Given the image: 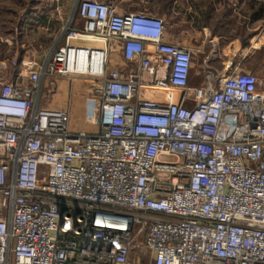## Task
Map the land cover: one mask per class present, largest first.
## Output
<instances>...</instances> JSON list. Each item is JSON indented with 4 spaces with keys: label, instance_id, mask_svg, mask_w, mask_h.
<instances>
[{
    "label": "built area",
    "instance_id": "1",
    "mask_svg": "<svg viewBox=\"0 0 264 264\" xmlns=\"http://www.w3.org/2000/svg\"><path fill=\"white\" fill-rule=\"evenodd\" d=\"M167 36L81 0L42 65L0 60V264H264L262 79L229 62L194 85ZM75 78L92 130L46 106Z\"/></svg>",
    "mask_w": 264,
    "mask_h": 264
},
{
    "label": "crops",
    "instance_id": "2",
    "mask_svg": "<svg viewBox=\"0 0 264 264\" xmlns=\"http://www.w3.org/2000/svg\"><path fill=\"white\" fill-rule=\"evenodd\" d=\"M104 1L118 8L121 5L118 0ZM65 5L23 17L13 4L0 1V60L16 56L22 61L33 60L36 67L42 65L65 43L64 28L71 19ZM156 10L155 15L171 21L167 24L174 30L168 29L167 39L193 50L195 57L204 60L203 67H210V59H219L220 66L212 68L215 73L223 72L225 63H243L250 55L264 68V0H159L157 9L143 5L138 11ZM194 78L193 69L192 83L201 85ZM60 99L46 106L63 108ZM81 124L75 123L77 130Z\"/></svg>",
    "mask_w": 264,
    "mask_h": 264
},
{
    "label": "rangeland",
    "instance_id": "3",
    "mask_svg": "<svg viewBox=\"0 0 264 264\" xmlns=\"http://www.w3.org/2000/svg\"><path fill=\"white\" fill-rule=\"evenodd\" d=\"M1 2H5L8 5L13 4L17 9V12L21 11L23 17L30 14H46L50 11V8H55L58 5H62L65 7L68 12H70L71 18H74L77 14V8L81 0H67L63 2V0H0ZM104 1V0H101ZM121 3L119 6L120 9L123 11H130V12H139V8L143 5H146L150 8L157 9L159 6V0H118ZM46 6V8L44 7ZM49 9V10H47ZM148 13L155 14L158 13V10L155 12L148 11ZM172 20V19H171ZM167 22H171L167 19ZM168 29L173 31V27L168 25ZM251 47L249 48V51ZM250 56V55H249ZM247 57L243 60V65L246 66L247 69L251 70L255 74H257L262 79L261 87L264 89V68H262L260 61L254 59V56ZM118 62H123L119 52L115 53L113 58ZM202 58L195 57L194 59V74L195 83L206 85L209 87L214 78L215 70L212 67L220 66L221 60L219 59H210L208 61V65L210 67H203ZM207 63V62H206ZM59 85V92L56 93L54 99L60 97L62 103H65V106L71 105L72 103V122L71 128L73 127L74 130H77L78 127L75 126V123H82L80 126V130H92L93 126H85L83 123L84 117V107H85V99L88 97L89 92V81L82 78H75L74 80H67V79H60L58 81ZM79 93H84V96H79ZM73 102H75L73 106ZM77 109V110H76ZM82 112V113H81ZM81 113V115H79ZM81 117V118H80ZM72 128V129H73Z\"/></svg>",
    "mask_w": 264,
    "mask_h": 264
},
{
    "label": "bare ground",
    "instance_id": "4",
    "mask_svg": "<svg viewBox=\"0 0 264 264\" xmlns=\"http://www.w3.org/2000/svg\"><path fill=\"white\" fill-rule=\"evenodd\" d=\"M73 128V127H72ZM74 129V128H73Z\"/></svg>",
    "mask_w": 264,
    "mask_h": 264
}]
</instances>
